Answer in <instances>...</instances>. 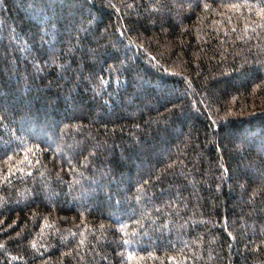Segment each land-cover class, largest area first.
Wrapping results in <instances>:
<instances>
[{"label": "trees", "instance_id": "obj_1", "mask_svg": "<svg viewBox=\"0 0 264 264\" xmlns=\"http://www.w3.org/2000/svg\"><path fill=\"white\" fill-rule=\"evenodd\" d=\"M0 264H264V0H0Z\"/></svg>", "mask_w": 264, "mask_h": 264}, {"label": "snow or ice", "instance_id": "obj_2", "mask_svg": "<svg viewBox=\"0 0 264 264\" xmlns=\"http://www.w3.org/2000/svg\"><path fill=\"white\" fill-rule=\"evenodd\" d=\"M109 6H110V7H115V5H111V4H110ZM204 7L207 8L208 5H205Z\"/></svg>", "mask_w": 264, "mask_h": 264}]
</instances>
